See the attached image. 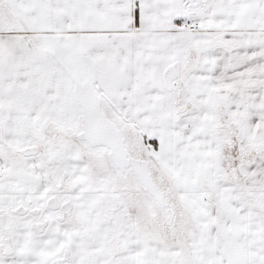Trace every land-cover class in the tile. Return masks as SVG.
<instances>
[{
  "label": "snow or ice",
  "instance_id": "snow-or-ice-1",
  "mask_svg": "<svg viewBox=\"0 0 264 264\" xmlns=\"http://www.w3.org/2000/svg\"><path fill=\"white\" fill-rule=\"evenodd\" d=\"M0 264H264V0H0Z\"/></svg>",
  "mask_w": 264,
  "mask_h": 264
}]
</instances>
